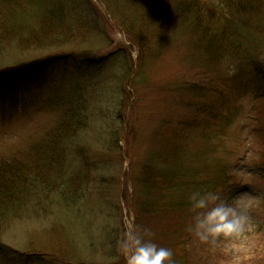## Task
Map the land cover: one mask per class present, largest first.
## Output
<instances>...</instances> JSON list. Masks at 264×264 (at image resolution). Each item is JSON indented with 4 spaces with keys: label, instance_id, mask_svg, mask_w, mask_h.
Here are the masks:
<instances>
[{
    "label": "rangeland",
    "instance_id": "1",
    "mask_svg": "<svg viewBox=\"0 0 264 264\" xmlns=\"http://www.w3.org/2000/svg\"><path fill=\"white\" fill-rule=\"evenodd\" d=\"M61 1L69 32L54 47L7 55L15 63L51 62L31 79L40 87L34 107L22 105L0 125V163L8 161L1 168L8 176L18 165L13 161L28 158L59 120L62 104L79 93L71 112L83 126L74 141L60 144L68 143L63 176L65 182L86 172L88 177L81 188L49 187L48 193L32 187L34 178L19 179L24 190L10 200L19 208L0 218V264H35L22 253L54 254V264H75L78 256L86 264H125L127 233L144 230L151 233L145 239L180 254L185 264H264V5L228 26L222 0H211L216 11L209 10L210 19L202 14L200 24H209L223 63L213 59L215 66L207 68V44L192 34L195 28L182 31L174 22L158 38L147 36L141 26L131 27L146 18L145 8L126 0ZM190 15L188 10L185 17ZM226 26L240 34L238 41L233 32L225 36ZM235 47L241 54L231 57ZM254 56L257 64L244 62ZM127 66L135 70L123 92ZM219 93L234 98L225 104ZM75 146H83L86 158L74 156ZM173 169L179 173L173 184L159 183L175 190L139 185L145 172L156 178ZM195 191L240 198L245 231L215 245L196 240L187 230L194 214L186 204Z\"/></svg>",
    "mask_w": 264,
    "mask_h": 264
},
{
    "label": "trees",
    "instance_id": "2",
    "mask_svg": "<svg viewBox=\"0 0 264 264\" xmlns=\"http://www.w3.org/2000/svg\"><path fill=\"white\" fill-rule=\"evenodd\" d=\"M57 1L58 0H0V125L11 122V118L21 111L22 105L28 103L30 107L32 102L35 104L40 87L38 81H36L38 83L36 85V83H31V79L36 77L40 78L39 74L44 69H47L48 64L51 62L48 58L47 60L34 59L27 62L22 61L15 63L17 59L10 60L8 56L11 55L14 58V56L18 55L20 52L25 53L28 50V53L34 50L43 51L46 48L45 46L54 47V42L69 32L65 25L66 10L61 6L60 2L62 1ZM126 1L131 6L135 4L134 7H136V9H140V7L145 8L144 14H146V18L143 20L142 18H138V23H136L138 27L132 25V28L139 29L141 26L143 30L145 29L144 32L147 36L154 35L157 38L158 34H162L166 32V30H169L170 23L175 22L176 27L182 26L180 29L182 31L188 30V27L195 28L197 30L192 31V34H194V36L198 35L199 39L201 35L204 43L207 44V47H204L202 52L203 54L207 52V68L215 66V60L218 59L220 62L223 60V57H221L222 49L220 50L218 47H213L215 43L213 44L212 42L214 41H211L209 38L210 33L207 32L209 24L206 25L207 27L201 25L203 24V22H201L202 14L206 13L208 16L207 18L210 19L213 16L209 13V10L214 9L216 11L211 0H163L160 3L154 2H158V0ZM221 2V6L225 8L227 13L229 21L228 26L233 24V22L239 19V17L245 15L252 16V12L257 9L256 4L264 5V0H222ZM51 5L54 6L50 8ZM170 6H172L173 11ZM204 7H207V11L204 10ZM166 8L168 9V12H165ZM188 10L191 15L187 18L185 15ZM197 15L200 16V21L198 20ZM36 20V23H31ZM233 28L236 29V26ZM227 32H233V30L226 26L225 36H227ZM239 35L240 34L233 32L230 37L234 41H238V39H240ZM147 36L144 40H147ZM135 37L137 36L135 35ZM230 37L227 41L230 40ZM140 38L143 39V36ZM136 39L139 40L138 37ZM238 52L241 54L240 47H235V49H231L230 56L235 57ZM256 57L257 56H254L252 59L249 58L244 62L253 66V64H257ZM209 59H211L210 62L208 61ZM11 61L15 64L11 63ZM222 63L223 62H221V64ZM134 70L133 66H127L124 70L125 72L120 81V86H122L123 92H126V86L132 78V72H134ZM33 81L35 80L33 79L32 82ZM78 94L79 93L72 96L68 100L67 105L66 103L62 104L59 109V120L53 124L48 132L44 133L45 138L38 141L35 148L31 149L32 153L28 154V158L13 161L17 162L18 165H15L10 169L8 176H3L2 174V169L6 166L8 161L0 163V165H2L0 167V218L13 213L16 211V208H19V203L10 202L13 196H15L14 193H17L19 189L24 190L19 179L24 181L28 178L31 180L34 178L33 180L35 181L32 183V187H36L37 185V187H40L45 193H48L46 190L49 187L57 188L58 191L65 190L66 186L68 188L82 187L81 184L83 183V180L88 177L87 172L79 174L78 177L71 176L68 181H64L67 177L63 176V166L66 160L65 155L68 152V143L66 145L67 147L60 145L65 141H74L77 133L83 126L81 125L82 118L76 119V116L72 114L73 110L71 109L74 108L75 99L81 97V95ZM220 97L224 98L226 96L219 93V98ZM233 98L234 97H226L225 104L230 103V100ZM33 107L34 105H32L30 109ZM68 110H70L69 113ZM59 146L63 147L57 151ZM74 149V156L78 155L81 158H86L87 152L83 146H75ZM32 154H34V156H31ZM22 160L28 161L20 163ZM178 174L177 170L174 171L173 169V174L164 172L160 174L161 176L157 175L160 179L159 180L157 177L155 178V175L153 176L152 173L145 172L144 175L142 174V176L138 178V182L139 185H142V183L146 181V185L150 189H158V192L164 190L170 191L175 189H173V187L170 189L159 182H162L163 178L165 183L170 181L171 184H173L172 180H175ZM167 178L169 180H167ZM183 182H185V180H183ZM225 184L227 185L226 182ZM176 186L178 189H182V178L178 183H175V187ZM212 187L215 188L216 185L213 183ZM183 202L184 200L179 201L178 203L185 206ZM8 204H12L13 207H10ZM186 204H189V200L186 201ZM160 209L162 208L160 207ZM2 251L3 249H0L1 255L3 254ZM48 255L49 254L47 253H28V256L32 257L33 262L38 261L36 264H54L53 259L58 256L51 254L49 257ZM179 256L180 254L177 255L176 252L173 255L175 264H185V259L179 258ZM72 258L74 259L75 257ZM76 258L78 260L75 264H86L88 262L82 260L79 256ZM49 259L51 261H49ZM62 263L61 260L58 262V264Z\"/></svg>",
    "mask_w": 264,
    "mask_h": 264
},
{
    "label": "clouds",
    "instance_id": "3",
    "mask_svg": "<svg viewBox=\"0 0 264 264\" xmlns=\"http://www.w3.org/2000/svg\"><path fill=\"white\" fill-rule=\"evenodd\" d=\"M194 214L188 231L202 244L215 245L221 238L239 237L247 227L240 198L229 200L220 191H195L188 197ZM149 230L130 231L121 248L125 264H175L171 249L159 246L145 236Z\"/></svg>",
    "mask_w": 264,
    "mask_h": 264
}]
</instances>
